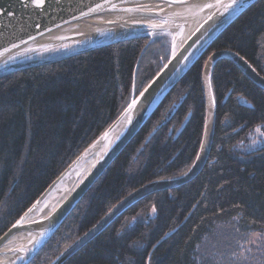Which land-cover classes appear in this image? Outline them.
<instances>
[{"label": "trees", "instance_id": "16d2710c", "mask_svg": "<svg viewBox=\"0 0 264 264\" xmlns=\"http://www.w3.org/2000/svg\"><path fill=\"white\" fill-rule=\"evenodd\" d=\"M169 43L139 34L0 73V235L157 73ZM221 49L264 77V0L216 36L28 264H49L127 193L190 167L205 115L202 67ZM239 71L227 59L212 68L214 132L199 174L139 200L62 264H203L200 247L217 226L264 235V142L237 149L255 127L264 137V89Z\"/></svg>", "mask_w": 264, "mask_h": 264}, {"label": "water", "instance_id": "95a60500", "mask_svg": "<svg viewBox=\"0 0 264 264\" xmlns=\"http://www.w3.org/2000/svg\"><path fill=\"white\" fill-rule=\"evenodd\" d=\"M255 1L44 0L43 4L37 5L33 0H0V73L36 61V59L29 61L24 58L42 49L38 43L56 37L65 38L79 22L97 15L121 13L129 16L152 17L160 21H193L177 46L173 47L171 42L168 58L157 73L129 100L113 121L3 231L0 235V251L7 250L14 253L16 255L14 264H28L84 193L133 138L163 98L195 64L216 36ZM154 2H165L166 8L152 9ZM139 34L147 33L141 32L106 42L86 44L84 48L76 50H69L72 47L70 44L54 48L51 52L68 51V55ZM221 59L232 62L250 82L264 89V77L239 54L225 49L211 52L201 72L205 115L200 144L190 167L179 176L149 181L127 193L49 264H62L98 236L130 206L149 194L179 187L199 174L210 152L214 132L215 103L209 84L210 74L214 64ZM91 156H94V159L84 173L64 189L50 207L44 208L45 201L57 187ZM21 234L23 238L16 241Z\"/></svg>", "mask_w": 264, "mask_h": 264}, {"label": "bare ground", "instance_id": "6f19581e", "mask_svg": "<svg viewBox=\"0 0 264 264\" xmlns=\"http://www.w3.org/2000/svg\"><path fill=\"white\" fill-rule=\"evenodd\" d=\"M165 2H154L152 9L160 10L165 7ZM192 20L184 21H160L156 18L146 16H129L127 14L112 13L91 17L88 20L79 22L74 29L69 31L67 37H56L50 40L38 43L40 48L34 53L25 56V60L52 48H61L70 44H96L115 40L122 37L131 36L138 33H147L152 35L157 30H162L168 34L173 43V47L177 46L182 40L188 28L192 24ZM62 36V35H61ZM33 52V51H32ZM20 61V60H18ZM17 62V61H15ZM11 65V64H9ZM85 149V148H84ZM83 149V150H84ZM82 150V151H83ZM81 151V152H82ZM80 152V153H81ZM94 156L88 158L84 164H81L73 174L68 177L57 189L48 197L44 203V208L50 207L57 196L66 189L76 178H78L89 167ZM264 189V187H263ZM23 235H19L16 241L21 240ZM15 241V242H16ZM16 255L7 250L0 251V264H14Z\"/></svg>", "mask_w": 264, "mask_h": 264}, {"label": "rangeland", "instance_id": "374dc122", "mask_svg": "<svg viewBox=\"0 0 264 264\" xmlns=\"http://www.w3.org/2000/svg\"><path fill=\"white\" fill-rule=\"evenodd\" d=\"M156 34H162L163 36L168 37L169 44H171V38L168 34L159 30L152 33L151 36H155ZM70 46H76L74 49L76 50L84 48L86 45L76 43ZM52 49L34 55L28 58V60L36 59L41 56V54L43 55L45 53L49 57H56L63 55L65 52L60 51L50 53ZM263 142L264 137L261 133L260 127H255V129L249 134L248 140L238 145L237 149L249 151L260 146ZM239 234L240 233H236L230 226H217L214 231V236H211V238L206 240L200 247L199 254H201L200 256L203 260V264H264V235L251 234L245 239V237L242 235L239 236ZM240 252H242L244 256L243 258L238 259ZM226 253H229L230 258H228Z\"/></svg>", "mask_w": 264, "mask_h": 264}, {"label": "snow or ice", "instance_id": "6c2138e0", "mask_svg": "<svg viewBox=\"0 0 264 264\" xmlns=\"http://www.w3.org/2000/svg\"><path fill=\"white\" fill-rule=\"evenodd\" d=\"M34 3H36L37 5L43 4L44 0H33ZM208 7H210V5H207Z\"/></svg>", "mask_w": 264, "mask_h": 264}]
</instances>
